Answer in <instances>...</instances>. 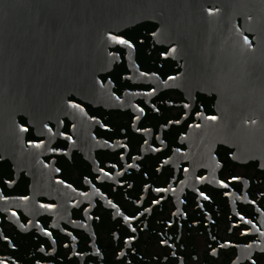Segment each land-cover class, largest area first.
<instances>
[{"label": "flooded vegetation", "instance_id": "1", "mask_svg": "<svg viewBox=\"0 0 264 264\" xmlns=\"http://www.w3.org/2000/svg\"><path fill=\"white\" fill-rule=\"evenodd\" d=\"M158 29L113 34L90 91L18 117L0 264H264V162L214 145L221 100Z\"/></svg>", "mask_w": 264, "mask_h": 264}, {"label": "water", "instance_id": "2", "mask_svg": "<svg viewBox=\"0 0 264 264\" xmlns=\"http://www.w3.org/2000/svg\"><path fill=\"white\" fill-rule=\"evenodd\" d=\"M145 22L221 100L214 145L263 163L264 0H0L2 159L25 151L18 117L90 91L111 36Z\"/></svg>", "mask_w": 264, "mask_h": 264}, {"label": "snow or ice", "instance_id": "3", "mask_svg": "<svg viewBox=\"0 0 264 264\" xmlns=\"http://www.w3.org/2000/svg\"><path fill=\"white\" fill-rule=\"evenodd\" d=\"M113 39L115 40V39H117L116 37H113ZM118 42H120V43H124V41H118ZM173 51H175V49H173ZM212 119H215L214 117L212 118ZM226 186V185H225ZM205 199H207V197H205ZM125 219H127V217H125Z\"/></svg>", "mask_w": 264, "mask_h": 264}]
</instances>
